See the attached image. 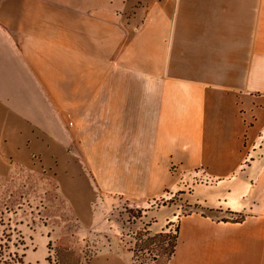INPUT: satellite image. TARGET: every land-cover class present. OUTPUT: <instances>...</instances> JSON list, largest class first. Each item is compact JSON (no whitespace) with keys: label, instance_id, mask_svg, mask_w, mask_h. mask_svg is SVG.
<instances>
[{"label":"crops","instance_id":"1","mask_svg":"<svg viewBox=\"0 0 264 264\" xmlns=\"http://www.w3.org/2000/svg\"><path fill=\"white\" fill-rule=\"evenodd\" d=\"M51 170L92 194L73 208L151 213L188 187L193 205L244 212L181 216L170 264H259L264 0H0V207L23 171Z\"/></svg>","mask_w":264,"mask_h":264},{"label":"rangeland","instance_id":"2","mask_svg":"<svg viewBox=\"0 0 264 264\" xmlns=\"http://www.w3.org/2000/svg\"><path fill=\"white\" fill-rule=\"evenodd\" d=\"M54 172L57 174L58 170L45 174L23 171L13 179L14 192L5 203L7 207H0V264H19L12 257L21 256L23 264H86L110 247L119 252L132 250L131 264H170L167 248L174 236H179L181 216L201 212L228 222L246 219L244 212L227 213L219 209L210 212L193 205L183 194L188 187L152 200L148 207L151 213H145L147 208L130 207L123 199L113 209L73 208V197L85 202L92 194L82 189L72 196L68 183L62 187ZM191 182L205 183V180L196 175L188 179ZM99 197L110 204V196L100 193ZM172 213L176 215L174 221L165 226V219ZM94 214L100 223L93 228ZM161 232L170 235L160 236ZM259 264H264L262 242Z\"/></svg>","mask_w":264,"mask_h":264},{"label":"trees","instance_id":"3","mask_svg":"<svg viewBox=\"0 0 264 264\" xmlns=\"http://www.w3.org/2000/svg\"><path fill=\"white\" fill-rule=\"evenodd\" d=\"M169 235H170L169 232H161L160 233V236H164V237H167ZM177 243H178V236H174L173 241H172L170 247L167 248V253H168L169 260L172 258L173 254L176 251ZM15 255H17V254L15 253ZM12 260H16V262H18L19 264H23L24 263V260H23L22 256L21 257H17L16 259H13V257H12Z\"/></svg>","mask_w":264,"mask_h":264}]
</instances>
